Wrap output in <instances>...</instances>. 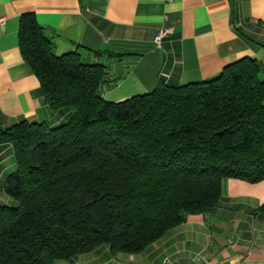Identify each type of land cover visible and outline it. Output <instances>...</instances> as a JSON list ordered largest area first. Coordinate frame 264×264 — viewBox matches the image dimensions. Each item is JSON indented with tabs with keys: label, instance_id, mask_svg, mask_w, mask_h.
Listing matches in <instances>:
<instances>
[{
	"label": "trees",
	"instance_id": "16d2710c",
	"mask_svg": "<svg viewBox=\"0 0 264 264\" xmlns=\"http://www.w3.org/2000/svg\"><path fill=\"white\" fill-rule=\"evenodd\" d=\"M19 46L45 104L70 117L58 126H0L16 160L4 183L16 203H0V264H56L102 244L135 254L189 215L211 211L226 179L264 180L259 59L113 102L104 97L109 64L77 50L56 55L34 13L20 17Z\"/></svg>",
	"mask_w": 264,
	"mask_h": 264
},
{
	"label": "crops",
	"instance_id": "0c3cea01",
	"mask_svg": "<svg viewBox=\"0 0 264 264\" xmlns=\"http://www.w3.org/2000/svg\"><path fill=\"white\" fill-rule=\"evenodd\" d=\"M34 13L61 56L79 51L85 61L109 64L112 85L104 97L120 102L170 85L217 76L228 64L251 56L264 63V0H0V126L23 120L58 126L68 111H53L40 81L22 56L19 22ZM160 28H172L161 44ZM96 52H101L97 54ZM122 54L111 61L108 53ZM16 170L13 146L0 143V203ZM6 198H1L2 194ZM264 180L224 181L217 205L186 221L135 254L106 244L56 264H264Z\"/></svg>",
	"mask_w": 264,
	"mask_h": 264
},
{
	"label": "built area",
	"instance_id": "2783aa9c",
	"mask_svg": "<svg viewBox=\"0 0 264 264\" xmlns=\"http://www.w3.org/2000/svg\"><path fill=\"white\" fill-rule=\"evenodd\" d=\"M172 28H160L157 31L155 42L156 44H161L163 39L172 33ZM161 264H176L171 258L166 257ZM202 264H209V262L203 258Z\"/></svg>",
	"mask_w": 264,
	"mask_h": 264
},
{
	"label": "rangeland",
	"instance_id": "374dc122",
	"mask_svg": "<svg viewBox=\"0 0 264 264\" xmlns=\"http://www.w3.org/2000/svg\"><path fill=\"white\" fill-rule=\"evenodd\" d=\"M1 194H2L1 198H5L4 195H3V193H1ZM5 199H6V198H5ZM12 200H13V199H12Z\"/></svg>",
	"mask_w": 264,
	"mask_h": 264
}]
</instances>
